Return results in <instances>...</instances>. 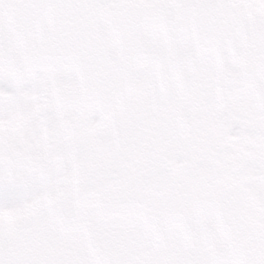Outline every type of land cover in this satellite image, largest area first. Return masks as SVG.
Here are the masks:
<instances>
[{
  "label": "snow or ice",
  "instance_id": "obj_1",
  "mask_svg": "<svg viewBox=\"0 0 264 264\" xmlns=\"http://www.w3.org/2000/svg\"><path fill=\"white\" fill-rule=\"evenodd\" d=\"M0 264H264V0H0Z\"/></svg>",
  "mask_w": 264,
  "mask_h": 264
}]
</instances>
